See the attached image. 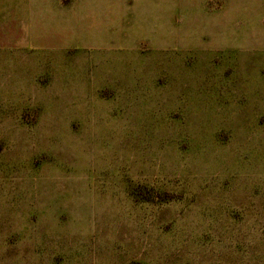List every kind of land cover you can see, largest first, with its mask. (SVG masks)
Listing matches in <instances>:
<instances>
[{"label": "rangeland", "instance_id": "rangeland-1", "mask_svg": "<svg viewBox=\"0 0 264 264\" xmlns=\"http://www.w3.org/2000/svg\"><path fill=\"white\" fill-rule=\"evenodd\" d=\"M0 264H264V0H0Z\"/></svg>", "mask_w": 264, "mask_h": 264}]
</instances>
